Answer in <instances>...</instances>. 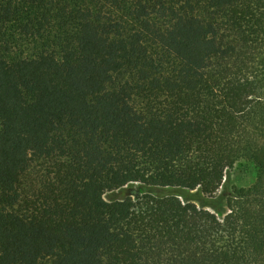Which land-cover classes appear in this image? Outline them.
Returning <instances> with one entry per match:
<instances>
[{"label": "trees", "instance_id": "trees-1", "mask_svg": "<svg viewBox=\"0 0 264 264\" xmlns=\"http://www.w3.org/2000/svg\"><path fill=\"white\" fill-rule=\"evenodd\" d=\"M0 23V264H264V0H0ZM134 183L155 193L104 199Z\"/></svg>", "mask_w": 264, "mask_h": 264}, {"label": "rangeland", "instance_id": "rangeland-1", "mask_svg": "<svg viewBox=\"0 0 264 264\" xmlns=\"http://www.w3.org/2000/svg\"><path fill=\"white\" fill-rule=\"evenodd\" d=\"M0 28L3 29L4 36L2 40L6 41L10 33V28L5 27L0 23ZM26 45V46H25ZM25 48H29L24 50ZM31 51V48L27 44H23V42H17L16 45H13L12 52L14 54H26ZM26 52V53H25ZM257 169L256 167L249 161H239L232 170L227 173V177L229 178L231 188H249L255 180ZM231 188L229 192H231ZM155 193L154 190L144 187L140 184H129L128 186L123 187L120 190H116L113 192H108L104 195V199L107 202H113L117 200H123L127 197L134 198L136 195H141L142 193ZM220 206V203H219Z\"/></svg>", "mask_w": 264, "mask_h": 264}]
</instances>
